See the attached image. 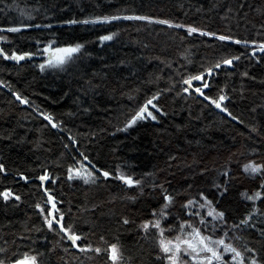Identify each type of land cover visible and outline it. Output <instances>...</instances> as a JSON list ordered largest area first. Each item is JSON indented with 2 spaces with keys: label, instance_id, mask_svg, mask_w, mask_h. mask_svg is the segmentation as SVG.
I'll return each mask as SVG.
<instances>
[{
  "label": "trees",
  "instance_id": "16d2710c",
  "mask_svg": "<svg viewBox=\"0 0 264 264\" xmlns=\"http://www.w3.org/2000/svg\"><path fill=\"white\" fill-rule=\"evenodd\" d=\"M15 5L26 11L33 8L38 11H31L28 19L20 16ZM228 8H232L231 14L222 18ZM238 8V0H3L0 3V25L21 19L33 25H52L50 30H24L25 38L3 33L9 41H0V47L9 53L14 48L28 51L30 44L34 50V41L28 37L44 40L52 38L53 33L62 42L85 44L83 54L62 70L41 72L37 67L41 63L39 56L20 62L0 58V81L9 86L0 85V163L8 169L7 173H0V190L10 187L21 196L19 202L0 200V247H7L9 253L22 254L28 248L41 251L42 264H108L106 255L89 253L91 259H88L78 249L71 248L70 241H61L56 233L42 227V217L34 205L47 199L35 179L44 167L58 180L55 184L45 182L55 191L57 207L71 213L68 220H76L78 230L94 232L95 236H89L94 244L100 235L109 242L118 237L125 264H155L152 240L137 228L151 208L158 207L155 198L146 189L136 201L124 199L135 192L127 191L116 180L97 185L67 181L65 170L71 162L70 156L75 155L64 147L69 144V135L79 141V150L89 154L98 166L114 171L117 165H126L128 172L138 175L166 169L158 173L160 179L170 180L174 188L186 186L187 181L195 188L207 190L210 199L214 193L211 184L217 175L213 169L222 165L230 154L237 161L231 165L234 176L247 159H261L264 62L256 64L241 59L235 67L221 71L211 81L213 87L208 94L215 95L221 86H226L230 100L225 104L244 121L240 124L213 107H205L195 97L185 99V94L177 95L178 81L183 76L175 73H195L202 63L213 62L222 48L220 42L198 33L189 37L185 29L146 21H118L110 25L62 23L122 12L193 24L209 31L230 30L240 39L264 33V14L260 11L264 9V0H247L242 11H237ZM117 30L118 36L113 41L101 45L96 40L99 35ZM228 51L240 53L245 49L232 45ZM167 62H171V67ZM244 71L249 77L240 76ZM164 89L168 91L162 92L159 106L166 115L157 121H140L125 131L118 130L130 112ZM13 91L27 97L30 103L20 104L12 96ZM37 109L54 115L63 128H52L38 115ZM251 127L257 131L252 132ZM252 148H259L261 155L250 156ZM241 152L244 154L240 155ZM173 154L177 160L168 170L166 162ZM204 167L210 171L205 176L198 175ZM18 172L28 175L30 182L20 180ZM258 184V180L240 175L230 183V191L219 202L220 209L238 222L251 207L250 202H242L240 193ZM258 207L264 212V205L258 203ZM122 216L132 222L123 225ZM236 235L246 237L250 247L264 251V240L255 232ZM243 243V240L237 242L238 246Z\"/></svg>",
  "mask_w": 264,
  "mask_h": 264
},
{
  "label": "snow or ice",
  "instance_id": "6c2138e0",
  "mask_svg": "<svg viewBox=\"0 0 264 264\" xmlns=\"http://www.w3.org/2000/svg\"><path fill=\"white\" fill-rule=\"evenodd\" d=\"M3 0H0L2 3ZM247 0H238L239 8L242 11ZM21 17L31 19V11L20 9ZM13 7V5H7ZM215 7V5H213ZM264 14V9L260 10ZM232 8L225 10V17L231 14ZM118 21H146L148 24L167 25L168 28L185 29L187 36L199 34L201 37L211 38L213 41L221 43L220 53L215 56L213 62L202 63L195 72L185 71L176 72L175 75L183 76L178 81L180 92L185 94V99L195 97L204 103L205 107H213L220 113L226 114L231 121L243 124L244 121L235 115L225 104L230 100V95L226 92V86H221L215 95H209L213 84L212 80L219 76L221 71H227L235 67L236 62L241 59H249L256 64L264 62V33L248 39H240L233 35L231 31L216 32L194 26L193 24L174 23L169 19H160L151 15L139 14H106L97 15L81 21L71 19L63 21L69 25H110ZM264 27V26H262ZM52 28L51 24L33 25L21 19L17 23L9 25H0V41H9V37L3 33H13L21 35L24 30H41ZM118 31L106 32L96 37L99 44L113 41L118 36ZM34 41V50L30 44L28 51L13 49L9 53L4 47H0V58L11 61H25L27 58L41 57V63L37 65L41 72L47 69H63L64 66L83 54L85 44L81 42H62L59 36L52 34V38L44 40L34 37H28ZM183 39V37H181ZM232 45H241L245 52L233 53L228 51ZM123 63V61H121ZM171 67V62H167ZM241 77H249L247 71L240 73ZM160 77L157 76V79ZM254 79V77H251ZM171 82V81H170ZM91 84V81H88ZM175 83V82H173ZM0 85L5 82L0 81ZM163 91L158 90L144 100L133 112H130L126 122L119 131H125L137 125L140 121H157L159 117L166 115L159 106V98ZM235 91V89L233 90ZM12 96L20 104H29L27 97H23L18 92L13 91ZM131 99V95L129 96ZM38 115L42 117L52 128H63L62 124L55 120L54 115L45 111L38 110ZM252 132H256L255 127H251ZM69 144H65V149L75 155H71V162L66 167L67 181H83L84 185H97L101 181L107 183L109 180H116L125 186L127 191H134V195H127L124 199L136 201L138 196H143L146 189L155 198L158 207H152L147 218L142 219L137 225L138 230L145 238H151L154 249L155 264H264V251L256 247H250L247 238L236 235L237 232L252 231L264 240V212L260 211L258 203L264 205V155H261L259 148H252L249 155L252 157L261 155V159H247L239 165L240 172L233 175L231 165L237 163L232 159V155L223 161V164L213 169L217 175L214 178L211 188L214 189L212 198H209L207 190L204 188H195L192 183H186V186L174 188L171 181L160 179L158 173L166 169H157L156 171L144 172L142 174L128 172L126 165H117L114 171L98 166L90 158L89 154L79 150V141L69 135ZM244 153L241 152L240 155ZM177 157L169 155L167 159V169L173 167V161ZM178 166V165H177ZM210 170L206 167L200 168L198 175L205 176ZM5 164L0 163V173H7ZM171 175V173L169 172ZM17 177L25 182H30L31 178L18 172ZM197 175V174H193ZM243 175L252 180H258L259 184L254 189H245L240 193L242 202H250V211H247L237 222L235 218L229 216L226 210L220 209L219 202L230 191V183L238 180ZM39 181V188L42 190L46 200L41 203L38 201L34 207L42 217V227L49 232H54L61 237V241H70V247L78 249L84 253L88 259L89 253L97 255L104 254L107 257L108 264H125L123 247L116 237L114 242H109L104 235H100L98 243L94 244L89 236H95L94 232L85 233L79 229L76 220L69 221L68 215L71 214L61 211L57 207V197L54 190H50L46 181L57 183L56 177L52 176L47 168H41V174L35 177ZM19 202L21 196L15 193L10 187H4L0 190V200L10 203L12 200ZM182 201V202H181ZM96 207V205H93ZM173 209H176L174 212ZM255 214V217H254ZM74 215V214H73ZM171 221V223H169ZM126 216L120 217V223L128 225L131 223ZM87 223V221H85ZM39 231V229H37ZM174 234V235H173ZM26 239V237H22ZM243 240L242 245L237 242ZM87 241V243H85ZM7 243V242H5ZM19 245L17 248L19 249ZM26 247V246H25ZM264 248V245H262ZM51 251V249H49ZM67 251V249H65ZM44 253L33 248H28L22 254L17 251L9 253L7 247H0V264H42Z\"/></svg>",
  "mask_w": 264,
  "mask_h": 264
},
{
  "label": "rangeland",
  "instance_id": "374dc122",
  "mask_svg": "<svg viewBox=\"0 0 264 264\" xmlns=\"http://www.w3.org/2000/svg\"><path fill=\"white\" fill-rule=\"evenodd\" d=\"M78 182H83V181H78Z\"/></svg>",
  "mask_w": 264,
  "mask_h": 264
}]
</instances>
